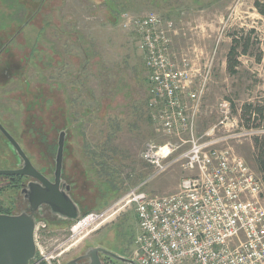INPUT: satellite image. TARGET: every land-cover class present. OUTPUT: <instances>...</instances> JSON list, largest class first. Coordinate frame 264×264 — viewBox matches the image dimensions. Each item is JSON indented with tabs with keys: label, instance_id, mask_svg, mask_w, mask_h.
Listing matches in <instances>:
<instances>
[{
	"label": "rangeland",
	"instance_id": "obj_1",
	"mask_svg": "<svg viewBox=\"0 0 264 264\" xmlns=\"http://www.w3.org/2000/svg\"><path fill=\"white\" fill-rule=\"evenodd\" d=\"M255 2L262 10L264 0H0V44L8 43L0 48V119L14 122L21 132L31 114L46 125L44 141L51 145L56 130L49 129L50 122H60L62 106L68 172L79 170L85 182L74 191L88 204L84 214L40 228V243L48 250L72 236L54 252L64 250L57 256L60 263L83 259L88 264L80 256L95 244L130 258L137 223L134 203L126 195L136 187L150 195L172 193L187 174L177 165L155 174L142 158L147 142L165 138L147 106V69L134 34L121 26L122 14L154 12L174 20V45L187 69L194 63L196 78L205 61L213 60L196 108V131L222 139L216 147H231L260 174L252 138L264 128L246 127L239 117L244 103L264 104V12ZM234 32L248 35L250 45L246 54L239 53L236 73L230 74L226 55ZM4 65L16 75L5 76ZM222 102L237 127L219 124ZM28 139L24 145L37 157ZM90 213L98 218L74 228Z\"/></svg>",
	"mask_w": 264,
	"mask_h": 264
},
{
	"label": "built area",
	"instance_id": "obj_2",
	"mask_svg": "<svg viewBox=\"0 0 264 264\" xmlns=\"http://www.w3.org/2000/svg\"><path fill=\"white\" fill-rule=\"evenodd\" d=\"M121 16V26L134 34L147 69V106L165 138L147 142L142 158L155 174L175 165L187 173L172 193L150 195L136 187L126 195L128 203H134L137 223L130 259L136 264H264L261 174L231 147H216L222 139L210 137V132L198 134L195 128L197 104L211 78L213 60L205 61L204 72L196 78L194 63L187 69L174 45V20L154 12ZM222 103L219 124L237 127V119ZM92 217L85 215L76 225L88 219L92 223L98 215ZM45 227L36 223V254L27 264H61L57 256L64 250L54 252L72 236L48 250L39 240Z\"/></svg>",
	"mask_w": 264,
	"mask_h": 264
},
{
	"label": "flooded vegetation",
	"instance_id": "obj_3",
	"mask_svg": "<svg viewBox=\"0 0 264 264\" xmlns=\"http://www.w3.org/2000/svg\"><path fill=\"white\" fill-rule=\"evenodd\" d=\"M7 44L1 43L0 48L4 47L3 49H5ZM3 74L9 78L14 74L16 75L15 70L10 65H4ZM62 111L63 107L61 106V120L58 124L53 121L50 122L49 129L51 131L56 130V137L51 145L45 144L44 141L49 131H46V125L38 124L37 118L31 116V114L28 115L25 129L21 132L16 129L18 126L14 122L12 125H7L0 119V127L20 146L32 167V169H27L23 157L20 156L10 140L0 130V169L25 170L28 172L26 174H0L1 214L27 213L32 215L35 220L43 221L45 225H57L67 223L71 219L70 215L78 217L80 214H84L83 211L87 210L88 204L74 195L77 186L83 187L85 182L80 180L78 169L72 174L68 172L69 151L66 141L68 125L67 119L63 118ZM25 137H28V141L38 149L37 157L33 156L24 145L23 139ZM60 141L62 146L59 153ZM80 172L83 173L82 170ZM69 200L75 206L73 212H68L65 209V204ZM94 246L101 247L103 245L95 244ZM98 255L102 264H126L102 252H98ZM118 255L130 259L124 253H118ZM83 262H85L83 259H79L74 264H82Z\"/></svg>",
	"mask_w": 264,
	"mask_h": 264
},
{
	"label": "water",
	"instance_id": "obj_4",
	"mask_svg": "<svg viewBox=\"0 0 264 264\" xmlns=\"http://www.w3.org/2000/svg\"><path fill=\"white\" fill-rule=\"evenodd\" d=\"M0 130L10 140L12 146L17 150L20 156L26 162L27 169H32L28 159L22 152L20 146L11 138V136L2 128ZM62 142H59L58 152L61 151ZM59 161V158H58ZM28 173L25 170L10 171L1 170L0 174ZM74 204L69 200L65 204L68 212L74 211ZM74 220L77 216L70 215ZM37 221L27 213L21 214H1L0 213V264H27L36 254V246L34 240L35 226ZM98 252H102L126 264H136L132 259H126L118 254L101 247H92L80 258H86L88 264H102L99 259ZM75 260L64 264H74Z\"/></svg>",
	"mask_w": 264,
	"mask_h": 264
},
{
	"label": "trees",
	"instance_id": "obj_5",
	"mask_svg": "<svg viewBox=\"0 0 264 264\" xmlns=\"http://www.w3.org/2000/svg\"><path fill=\"white\" fill-rule=\"evenodd\" d=\"M255 5L260 9L257 2H255ZM261 11L264 12V6ZM249 38L248 35L244 37L242 34H238V32L231 34V45L226 55V69L228 73H236V68L239 65L238 55L239 53H247L250 45ZM239 117L246 127H249L250 124H254L264 128V104L244 103L240 109ZM252 142L256 152L255 159L257 170L264 181V133L254 136Z\"/></svg>",
	"mask_w": 264,
	"mask_h": 264
},
{
	"label": "bare ground",
	"instance_id": "obj_6",
	"mask_svg": "<svg viewBox=\"0 0 264 264\" xmlns=\"http://www.w3.org/2000/svg\"><path fill=\"white\" fill-rule=\"evenodd\" d=\"M87 221H88V220L84 221L82 225H83V226H85V225H86V223H87ZM89 224H90V222H89ZM79 225H80V224H79ZM79 225H77V226H76V227H74V228H77ZM87 225H88V223H87ZM87 225H86V226H87ZM80 226H81V225H80Z\"/></svg>",
	"mask_w": 264,
	"mask_h": 264
}]
</instances>
